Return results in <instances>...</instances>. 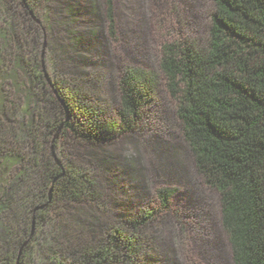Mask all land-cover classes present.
Listing matches in <instances>:
<instances>
[{"label": "trees", "instance_id": "trees-1", "mask_svg": "<svg viewBox=\"0 0 264 264\" xmlns=\"http://www.w3.org/2000/svg\"><path fill=\"white\" fill-rule=\"evenodd\" d=\"M63 3L0 0V264L149 263L150 228L177 188L157 190L159 209L87 220V206L107 207L105 187L67 149L145 130L160 73L196 170L220 195L233 264H264V0H214L206 44H164L160 73L127 66L117 106L92 91L100 75L66 65L56 34L77 11L63 16ZM101 9L116 39L115 0H92Z\"/></svg>", "mask_w": 264, "mask_h": 264}, {"label": "rangeland", "instance_id": "rangeland-1", "mask_svg": "<svg viewBox=\"0 0 264 264\" xmlns=\"http://www.w3.org/2000/svg\"><path fill=\"white\" fill-rule=\"evenodd\" d=\"M55 1L65 2L63 16L71 7L77 11L61 28L63 35L60 31L56 34L65 48L66 65L82 74L100 75L99 87L92 91H98L101 101L112 106L118 104L117 82L127 66L160 73L164 44L205 45L215 8L214 0H115V39L102 18V9L96 15L92 11V0ZM160 75L145 130L107 143L68 146L74 161L92 163L105 187L107 207L100 212L87 206L86 219L95 216L107 223L142 208L159 209L157 190L174 187L177 193L171 208L159 213L150 228L157 243L148 264H233L228 235L221 224L220 195L199 176L181 134L177 100ZM14 171L10 168L8 172ZM3 179L0 172V184Z\"/></svg>", "mask_w": 264, "mask_h": 264}, {"label": "water", "instance_id": "water-1", "mask_svg": "<svg viewBox=\"0 0 264 264\" xmlns=\"http://www.w3.org/2000/svg\"><path fill=\"white\" fill-rule=\"evenodd\" d=\"M33 232H34V226H33Z\"/></svg>", "mask_w": 264, "mask_h": 264}]
</instances>
